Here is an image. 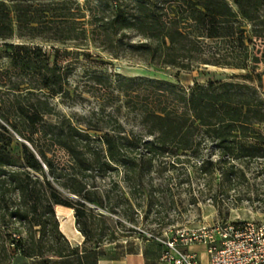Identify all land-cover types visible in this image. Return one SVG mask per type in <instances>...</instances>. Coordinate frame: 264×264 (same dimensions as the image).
<instances>
[{
  "label": "trees",
  "instance_id": "trees-1",
  "mask_svg": "<svg viewBox=\"0 0 264 264\" xmlns=\"http://www.w3.org/2000/svg\"><path fill=\"white\" fill-rule=\"evenodd\" d=\"M36 41L75 49L89 44L112 59L153 67L246 73L186 89L149 77L122 78L105 87L107 105L134 114L142 133L126 132L113 118L83 129L65 118L45 120L53 114L50 98H69L72 68L61 65L62 56L77 52H46ZM256 42H264V0H0V49L7 60L0 64V227L17 224L25 233L24 239H0V264L15 256L86 257L60 233L56 206L73 211L82 251L118 241L96 210L130 220L127 211L116 210L128 200L121 195L113 203L111 190L102 196L94 186L114 172L141 186L170 159L168 166L193 161L200 175L227 180L247 163H264L258 130L264 97L257 90L264 94V70L255 72L264 59L254 52ZM91 80L92 91H101L102 77L91 72Z\"/></svg>",
  "mask_w": 264,
  "mask_h": 264
},
{
  "label": "rangeland",
  "instance_id": "rangeland-1",
  "mask_svg": "<svg viewBox=\"0 0 264 264\" xmlns=\"http://www.w3.org/2000/svg\"><path fill=\"white\" fill-rule=\"evenodd\" d=\"M133 40L138 39L133 38ZM35 43L46 52H50L52 48L59 52H77V55L62 56L61 65L72 68L66 86L69 98H50L48 101L53 108V114L46 116L45 120L54 123L65 118L83 129L87 128V122H90L91 126L101 125L113 118L126 132L142 133L134 114L127 112L124 108L117 111L118 103L112 106L107 105L110 102L107 93L109 91L105 87L108 83L115 86L121 82L122 78L149 77L176 83L186 89L194 82L202 84L209 81H223L228 80L233 74L246 73L215 67L181 71L170 67L147 66L135 58L112 59L105 51L89 44L75 49L72 44L40 41ZM256 51L264 59V42H256L254 52ZM4 56L0 49L2 65L7 62ZM262 70H264V61L255 72ZM91 72L102 77L103 83L99 85L101 91L98 93L92 91L94 85ZM251 85L257 88L255 81ZM257 90L264 97V94ZM113 93L118 94L116 91ZM122 100L120 97L119 103ZM258 130L264 134V124L259 125ZM12 149L19 151L15 145H12ZM171 162L170 159L158 163L157 172L146 176L141 186L123 182L122 173L115 172L102 180H96L94 186L100 195L103 196L105 192L111 190L110 198L113 203H116L121 195L128 200L116 210L127 211L130 220L123 218L121 213L113 215L106 209L96 210L104 216L105 226L111 227L118 236H121L119 240L140 241L143 239L159 243L157 239L166 240L179 231L236 221H264V163L260 161L247 163L241 174L231 176L227 180L219 175H200L192 166L193 161L175 164L173 167L167 165ZM94 223H97L96 220ZM6 234L25 238L24 230L17 227V224L8 225L7 229L0 227V239ZM104 234H108L107 230H104ZM105 245L108 244L103 242L100 246ZM186 251L195 253L200 264H205L201 245H188ZM7 261L9 259L5 258L3 263Z\"/></svg>",
  "mask_w": 264,
  "mask_h": 264
},
{
  "label": "built area",
  "instance_id": "built-area-1",
  "mask_svg": "<svg viewBox=\"0 0 264 264\" xmlns=\"http://www.w3.org/2000/svg\"><path fill=\"white\" fill-rule=\"evenodd\" d=\"M157 241L165 264H200L194 253L183 250L191 244L204 247L206 264H264V221H236L185 230Z\"/></svg>",
  "mask_w": 264,
  "mask_h": 264
},
{
  "label": "crops",
  "instance_id": "crops-1",
  "mask_svg": "<svg viewBox=\"0 0 264 264\" xmlns=\"http://www.w3.org/2000/svg\"><path fill=\"white\" fill-rule=\"evenodd\" d=\"M54 212L58 221L59 231L70 247L77 248V255L79 256L87 254L85 258L76 259L69 257L67 259L69 264H165L160 261V256L164 251L163 246L152 240L141 239L140 241H134L122 239L84 252L82 251L83 238L74 227L73 211L56 206ZM187 247H184L183 250L186 251ZM203 252L206 264L204 247ZM67 260L50 256H46L44 259L15 256L5 264H66Z\"/></svg>",
  "mask_w": 264,
  "mask_h": 264
}]
</instances>
